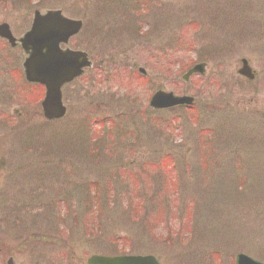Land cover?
Returning <instances> with one entry per match:
<instances>
[{
	"label": "rangeland",
	"instance_id": "374dc122",
	"mask_svg": "<svg viewBox=\"0 0 264 264\" xmlns=\"http://www.w3.org/2000/svg\"><path fill=\"white\" fill-rule=\"evenodd\" d=\"M36 8L83 21L68 46L92 67L48 121L22 50L0 40V264L15 244H33L28 264L264 262V0H0V23L18 38ZM157 90L194 102L153 109ZM100 120L112 143L92 142Z\"/></svg>",
	"mask_w": 264,
	"mask_h": 264
},
{
	"label": "water",
	"instance_id": "95a60500",
	"mask_svg": "<svg viewBox=\"0 0 264 264\" xmlns=\"http://www.w3.org/2000/svg\"><path fill=\"white\" fill-rule=\"evenodd\" d=\"M81 28L79 20H73L62 15L60 10H48L44 13L35 11L30 29L19 39H14L6 24H0V37L14 46L19 43L26 55L23 61V71L28 82L42 84L45 88L41 102L42 112L46 119L53 120L64 116L65 107L61 101V86L79 76L84 68L91 65L87 54L60 48L68 38ZM241 67L237 73L252 79L251 68L245 59H241ZM205 64L193 65L183 76L187 80L193 73L203 74ZM140 71H143L140 69ZM192 97L174 95L170 91H156L149 100V106L154 109L176 105H190ZM86 264H161L152 255H91ZM235 264H264L254 258L239 253L235 256Z\"/></svg>",
	"mask_w": 264,
	"mask_h": 264
},
{
	"label": "trees",
	"instance_id": "16d2710c",
	"mask_svg": "<svg viewBox=\"0 0 264 264\" xmlns=\"http://www.w3.org/2000/svg\"><path fill=\"white\" fill-rule=\"evenodd\" d=\"M92 5H93V4H90V7H93ZM127 15H128V13L125 12V18H126V19L128 18ZM97 125H99V129H98V130L95 129ZM105 126H108V127H105ZM119 128H120V127H119ZM92 129H93V130H90V132H91L90 136H91V140H92V142H93L94 144H96L95 141H93L94 138H95L96 136H98V137H100V136H104V137H103V138H104V141L107 142V143H112L113 140L115 141V139H113V138H112V139H108V138H107V137H109V136L111 135V131L113 130V125H112V122H111L110 120H108L106 123H105V120H100V121H98L96 124H95V123L93 124ZM95 131L98 132L97 135H96V132H95ZM124 132H125V131H123V133H124ZM99 133H102V134L99 135ZM107 134H108V135H107ZM105 135H107V137H105ZM96 140H98V139H96ZM118 142L121 143V140L118 141ZM127 143H128V142H127Z\"/></svg>",
	"mask_w": 264,
	"mask_h": 264
},
{
	"label": "flooded vegetation",
	"instance_id": "af4514ba",
	"mask_svg": "<svg viewBox=\"0 0 264 264\" xmlns=\"http://www.w3.org/2000/svg\"><path fill=\"white\" fill-rule=\"evenodd\" d=\"M44 242L46 241L34 242V243L38 244V243H44ZM30 245H33V244H15L14 250L8 251V254L6 256L7 260L5 264H28L25 261L24 254L26 253V250L30 248Z\"/></svg>",
	"mask_w": 264,
	"mask_h": 264
},
{
	"label": "bare ground",
	"instance_id": "6f19581e",
	"mask_svg": "<svg viewBox=\"0 0 264 264\" xmlns=\"http://www.w3.org/2000/svg\"><path fill=\"white\" fill-rule=\"evenodd\" d=\"M76 20H79V21L81 22V27H82V25H83V21H82L81 19H76Z\"/></svg>",
	"mask_w": 264,
	"mask_h": 264
}]
</instances>
